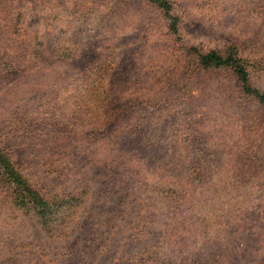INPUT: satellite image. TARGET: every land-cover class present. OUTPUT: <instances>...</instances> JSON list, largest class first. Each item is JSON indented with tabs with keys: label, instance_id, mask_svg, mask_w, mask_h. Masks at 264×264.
<instances>
[{
	"label": "rangeland",
	"instance_id": "rangeland-1",
	"mask_svg": "<svg viewBox=\"0 0 264 264\" xmlns=\"http://www.w3.org/2000/svg\"><path fill=\"white\" fill-rule=\"evenodd\" d=\"M168 1L0 0V264H264V0Z\"/></svg>",
	"mask_w": 264,
	"mask_h": 264
},
{
	"label": "trees",
	"instance_id": "trees-1",
	"mask_svg": "<svg viewBox=\"0 0 264 264\" xmlns=\"http://www.w3.org/2000/svg\"><path fill=\"white\" fill-rule=\"evenodd\" d=\"M153 1H155L159 6L169 12L171 5L168 0ZM199 57L201 59V63L204 66H218L231 62L236 72L242 77L243 81H245L247 79V76L249 75L248 70L243 64V59L234 58L233 56H231V54L225 57L217 50H211L208 53L199 54ZM246 90L256 95L258 99L264 104L263 91L254 89L252 87H246ZM0 175L3 180H5L9 184H12V186L14 187L16 200L21 202L22 205H32L35 208L38 217L44 221H42L43 223H41L42 226L50 229V222L54 219V217L50 216L49 213L56 210L59 205L55 207V200L54 203L49 202L48 199L45 198V196L40 194L38 191L34 190L31 186L26 183L24 177L19 172L12 156L2 147H0ZM59 218L60 217L58 215V220ZM61 220L62 218H60L58 222L61 223Z\"/></svg>",
	"mask_w": 264,
	"mask_h": 264
}]
</instances>
